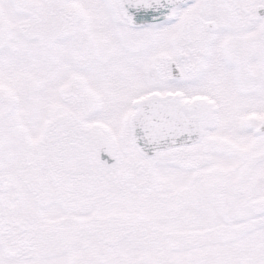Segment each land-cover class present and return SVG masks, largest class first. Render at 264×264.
Instances as JSON below:
<instances>
[{
  "label": "snow or ice",
  "instance_id": "1",
  "mask_svg": "<svg viewBox=\"0 0 264 264\" xmlns=\"http://www.w3.org/2000/svg\"><path fill=\"white\" fill-rule=\"evenodd\" d=\"M0 264H264V0H0Z\"/></svg>",
  "mask_w": 264,
  "mask_h": 264
}]
</instances>
